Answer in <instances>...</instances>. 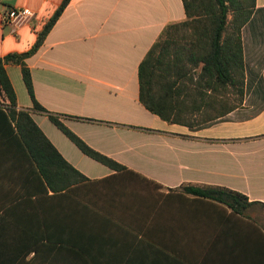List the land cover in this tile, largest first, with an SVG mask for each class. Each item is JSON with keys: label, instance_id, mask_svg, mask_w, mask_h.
Instances as JSON below:
<instances>
[{"label": "crops", "instance_id": "1", "mask_svg": "<svg viewBox=\"0 0 264 264\" xmlns=\"http://www.w3.org/2000/svg\"><path fill=\"white\" fill-rule=\"evenodd\" d=\"M62 0H0V57L30 47ZM26 7L33 16L2 24ZM180 0H68L36 51L24 59L32 92L47 111L113 170L81 153L38 111L18 64L4 70L16 108L86 177L43 192L13 144H0V264H264L261 204L233 212L185 193L220 186L264 203V0L240 29L243 100L220 118L189 127L138 100L137 65Z\"/></svg>", "mask_w": 264, "mask_h": 264}, {"label": "trees", "instance_id": "2", "mask_svg": "<svg viewBox=\"0 0 264 264\" xmlns=\"http://www.w3.org/2000/svg\"><path fill=\"white\" fill-rule=\"evenodd\" d=\"M180 1L184 19L166 24L137 65L138 100L169 123L193 127L220 118L241 104L244 68L240 29L250 19L255 0ZM67 2L57 5L28 49L0 57V144L17 147L27 171L35 175L43 192L51 193L80 184L86 177L54 148L28 109L15 107L14 91L4 70L6 62L20 66L30 110L44 113L84 155L113 170L124 168L86 144L64 125L59 114L47 111L34 98L24 59L36 51ZM181 190L220 202L233 212L254 204L264 206L220 186L183 185Z\"/></svg>", "mask_w": 264, "mask_h": 264}, {"label": "built area", "instance_id": "3", "mask_svg": "<svg viewBox=\"0 0 264 264\" xmlns=\"http://www.w3.org/2000/svg\"><path fill=\"white\" fill-rule=\"evenodd\" d=\"M33 16V11L26 7H12L6 10L2 17V24L18 25L29 20ZM1 100V98H0Z\"/></svg>", "mask_w": 264, "mask_h": 264}, {"label": "rangeland", "instance_id": "4", "mask_svg": "<svg viewBox=\"0 0 264 264\" xmlns=\"http://www.w3.org/2000/svg\"><path fill=\"white\" fill-rule=\"evenodd\" d=\"M243 93H244V90H243ZM243 93H242V97H241V102H242V100H243ZM229 97L231 98V99H234L235 100V96L234 95H232V94H229ZM262 217L264 218V209H263V211H262Z\"/></svg>", "mask_w": 264, "mask_h": 264}]
</instances>
